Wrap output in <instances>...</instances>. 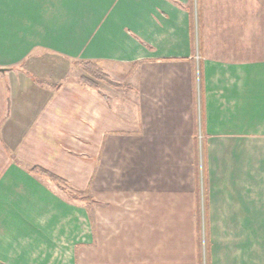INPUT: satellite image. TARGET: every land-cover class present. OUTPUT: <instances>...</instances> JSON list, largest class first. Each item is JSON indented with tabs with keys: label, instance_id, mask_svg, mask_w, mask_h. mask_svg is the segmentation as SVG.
Segmentation results:
<instances>
[{
	"label": "crops",
	"instance_id": "1",
	"mask_svg": "<svg viewBox=\"0 0 264 264\" xmlns=\"http://www.w3.org/2000/svg\"><path fill=\"white\" fill-rule=\"evenodd\" d=\"M85 244L264 264V0H0V264Z\"/></svg>",
	"mask_w": 264,
	"mask_h": 264
},
{
	"label": "trees",
	"instance_id": "2",
	"mask_svg": "<svg viewBox=\"0 0 264 264\" xmlns=\"http://www.w3.org/2000/svg\"><path fill=\"white\" fill-rule=\"evenodd\" d=\"M81 65L83 67V70L86 72V75H83L81 79L86 85L98 88L99 86H98L97 81H104L113 86L122 85L121 83L113 81L111 77L107 73H105L103 69L97 63H94V62H84L83 63L82 62ZM29 172L34 175L43 176V177L48 178L49 180L57 183L59 186H61L65 190L66 189L69 190V192L76 198L87 200V196L82 195L81 193H79V191L69 187L65 180L46 171L45 169L41 167H37V166L32 167L30 168Z\"/></svg>",
	"mask_w": 264,
	"mask_h": 264
},
{
	"label": "rangeland",
	"instance_id": "3",
	"mask_svg": "<svg viewBox=\"0 0 264 264\" xmlns=\"http://www.w3.org/2000/svg\"><path fill=\"white\" fill-rule=\"evenodd\" d=\"M115 78H118V77H115ZM79 257H80L79 258L80 264H88V253H87V246H86V244L83 245L82 247H80V255H79Z\"/></svg>",
	"mask_w": 264,
	"mask_h": 264
},
{
	"label": "water",
	"instance_id": "4",
	"mask_svg": "<svg viewBox=\"0 0 264 264\" xmlns=\"http://www.w3.org/2000/svg\"><path fill=\"white\" fill-rule=\"evenodd\" d=\"M2 71L4 70V69H1Z\"/></svg>",
	"mask_w": 264,
	"mask_h": 264
}]
</instances>
